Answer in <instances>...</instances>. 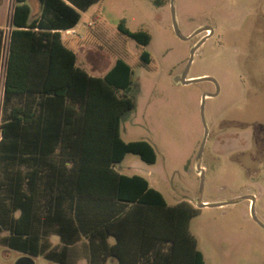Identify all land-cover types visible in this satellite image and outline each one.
<instances>
[{
  "label": "trees",
  "instance_id": "trees-1",
  "mask_svg": "<svg viewBox=\"0 0 264 264\" xmlns=\"http://www.w3.org/2000/svg\"><path fill=\"white\" fill-rule=\"evenodd\" d=\"M39 1L40 13L31 18L27 0H16L11 19L0 123V243L61 263L83 240L88 264H205L189 228L197 208L169 204L146 177L115 167L129 152L156 161L149 141L121 137V121L136 105L130 65L118 58L105 74L92 75L62 39L61 31L98 0ZM118 29L138 44L151 40L124 19ZM3 34L0 27V69ZM140 59L149 63L151 56L143 50Z\"/></svg>",
  "mask_w": 264,
  "mask_h": 264
},
{
  "label": "rangeland",
  "instance_id": "rangeland-1",
  "mask_svg": "<svg viewBox=\"0 0 264 264\" xmlns=\"http://www.w3.org/2000/svg\"><path fill=\"white\" fill-rule=\"evenodd\" d=\"M174 9L183 35L203 25L214 29L195 50L187 73L189 78L211 76L219 85L217 95L205 98L203 179L196 170L204 135L200 103L202 94L216 87L209 80L182 84L174 78L206 31L189 40L177 35L170 0H98L81 12L74 38L65 42L96 74H105L118 58L132 69L136 105L121 121V137L149 141L156 161L148 163L129 152L116 163L117 170L146 177L169 204L189 201L197 208L189 228L205 264H264V227L253 219L248 199L197 207L201 184V200L206 202L251 194L255 215L264 224V0H174ZM10 10L2 9L0 15V123ZM122 19L130 30H147L150 42L141 45L121 33ZM143 50L151 56L149 63L140 59ZM50 240L57 244L59 237L53 234ZM82 241L71 248L65 263L39 254L32 255L34 264H88ZM25 254L0 243V264H15Z\"/></svg>",
  "mask_w": 264,
  "mask_h": 264
},
{
  "label": "water",
  "instance_id": "water-1",
  "mask_svg": "<svg viewBox=\"0 0 264 264\" xmlns=\"http://www.w3.org/2000/svg\"><path fill=\"white\" fill-rule=\"evenodd\" d=\"M171 2V9H172V16H173V24H174V29L175 32L177 33V35H179L182 39L184 40H189L192 37H194L195 35L206 31V33L196 42L194 43V45L191 47L190 49V56L188 58V61L186 63V66L183 70V72L179 75H176L174 80L175 82L178 83H182V84H189V83H193V82H198V81H203V80H209L212 81L215 84V91L214 92H204L201 96V103H200V114H201V120L204 126V135L202 137V141L200 143L199 149H198V153H197V158H196V170L198 172V174L201 175V179H203V175H204V170L200 164L201 162V156L203 153V149H204V145H205V141L208 135V127L206 124V120H205V115H204V107H205V98L207 96H215L218 94L219 92V85L217 83V81L211 77V76H200V77H196V78H189L187 77V73L189 71V67L191 65V62L193 60V56H194V52L195 50L208 38L210 37L213 33H214V29L213 27H211L210 25H203L201 27H198L195 31H193L191 34L189 35H183L180 32V29L177 25L176 19H175V9H174V0H170ZM202 187V184H201ZM201 187H200V192H199V197L197 200V207L198 208H202V207H211V206H217V205H224V204H229V203H235L237 201L243 200V199H248L251 202V215L253 217V219H255L261 226L264 227V224L261 223L256 215H255V211H254V204H255V197L254 195L251 194H246V195H242L233 199H229L226 201H221V202H205L203 200H201ZM15 264H34L32 255L30 254H25L23 256H21Z\"/></svg>",
  "mask_w": 264,
  "mask_h": 264
},
{
  "label": "crops",
  "instance_id": "crops-1",
  "mask_svg": "<svg viewBox=\"0 0 264 264\" xmlns=\"http://www.w3.org/2000/svg\"><path fill=\"white\" fill-rule=\"evenodd\" d=\"M27 2H28V4L31 7V18L37 17L39 15V13H40V10H41V3H40V1L39 0H27ZM15 4H16V0H0V15L3 13L2 12V9H5V8L11 9L10 12H9L10 24H11V19H12L13 12H14ZM36 8H37V12L33 15V11ZM76 25L73 28H70V29H66V30H62L61 31L62 39H63V32H65L66 35H67V38L66 39H63L64 42L65 41H70L72 38H74L73 35H72V32L73 33L75 32L74 29H75ZM0 27L2 28L1 25H0ZM11 29H12V26H11ZM65 44H66V42H65ZM85 51H87V50H85ZM85 54H86V52H85ZM76 56H77V64L80 65L81 67L85 68L90 74H92V75H103V74H96L93 69H91V68H89L87 66L88 65L87 63H84V62L80 61L79 54L77 52H76ZM200 75L201 74L192 75L191 77H198ZM128 175H131V174H128Z\"/></svg>",
  "mask_w": 264,
  "mask_h": 264
},
{
  "label": "flooded vegetation",
  "instance_id": "flooded-vegetation-1",
  "mask_svg": "<svg viewBox=\"0 0 264 264\" xmlns=\"http://www.w3.org/2000/svg\"><path fill=\"white\" fill-rule=\"evenodd\" d=\"M216 89V88H215Z\"/></svg>",
  "mask_w": 264,
  "mask_h": 264
}]
</instances>
